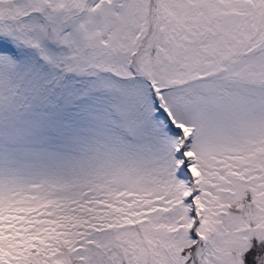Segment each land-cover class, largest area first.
<instances>
[{
	"label": "snow or ice",
	"instance_id": "1",
	"mask_svg": "<svg viewBox=\"0 0 264 264\" xmlns=\"http://www.w3.org/2000/svg\"><path fill=\"white\" fill-rule=\"evenodd\" d=\"M0 264H264V0H0Z\"/></svg>",
	"mask_w": 264,
	"mask_h": 264
}]
</instances>
